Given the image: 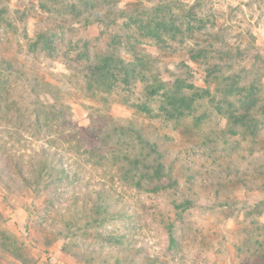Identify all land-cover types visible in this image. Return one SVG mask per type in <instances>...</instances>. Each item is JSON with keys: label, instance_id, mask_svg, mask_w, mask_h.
Masks as SVG:
<instances>
[{"label": "rangeland", "instance_id": "1", "mask_svg": "<svg viewBox=\"0 0 264 264\" xmlns=\"http://www.w3.org/2000/svg\"><path fill=\"white\" fill-rule=\"evenodd\" d=\"M110 4L109 8L126 10L125 18L117 20L120 25L127 18L143 22L148 18L145 12L152 11L157 18L167 15L176 26L183 25V32L189 30L161 51L146 38L134 36L131 42L136 49L123 45L119 59L128 62L142 54L154 55L161 72H189L194 86L205 89L203 64L214 62L213 48H229L234 61L220 70L240 77L238 91L258 90L256 109L264 103V0H113ZM71 5L78 8L76 0H0V56L16 54L27 65L26 74L13 73L0 84V244L10 250H0V264H264V113L244 128L231 126L219 113L222 101L213 87L209 92L190 91L175 107H166L160 98L143 97L146 115H135L125 104L116 103L117 91L105 103L101 95L89 96L60 61L26 45L35 30L56 25L63 27L57 39L60 47L87 38L91 54L105 52V38L97 35L110 22L68 28L61 20L53 22L56 12L46 11ZM65 18L72 22L70 16ZM114 32L107 34L116 36L117 42L124 38L122 29ZM35 76L53 84L57 101L42 93L32 96ZM49 103L68 106L75 134L61 151L65 160L60 167L74 173L80 186H87L85 194L72 193L63 182L59 185L63 195L37 198L11 181L18 178L10 155H29L47 144L50 134L44 123L50 116ZM114 119L142 122L161 140L165 159L173 164L175 188L145 191L146 185H137L139 178L142 181L140 168L132 170L128 180L121 153H136L138 147L129 133L119 131L117 137L106 139V123ZM117 140L119 157L110 154ZM100 187L109 192L105 199L111 212L128 215L107 218L101 225L87 222L85 217L94 212L87 194L93 198ZM68 220L78 222V228H68ZM27 222L52 239V245L35 243Z\"/></svg>", "mask_w": 264, "mask_h": 264}, {"label": "trees", "instance_id": "2", "mask_svg": "<svg viewBox=\"0 0 264 264\" xmlns=\"http://www.w3.org/2000/svg\"><path fill=\"white\" fill-rule=\"evenodd\" d=\"M76 1L78 2V8L71 5L46 11L47 13H50V11L52 13L56 12V18L53 22L58 23L61 20L60 24L68 28L71 27L70 24H76L78 27H87L94 23L100 26L102 23L108 24L110 22V25H106L97 35V38H105L103 40L106 46L105 52L96 51L91 54L89 50L92 48L89 46L90 40L87 38L77 41L71 40V42L68 41L67 46L64 48L60 47V42L57 39L60 36V31H63V27H57L56 25L47 26L43 30H35L33 38L26 45L32 51L39 49L40 52H44V56L48 59L60 61L69 75L77 77V83L81 84L80 88L90 94L89 96L96 97L101 95L102 100L100 101L105 103L108 97H112L113 91H117V94H115L118 96L116 103L125 104L135 115H146L149 111L145 108L146 102H141L143 97L146 100L160 98L165 101L166 107L170 104L175 107L178 101L187 98V94L190 91L202 92L206 89L209 92L210 88L213 87L215 94H218L222 101L221 107L223 110L219 113L231 122V126L244 128L254 121V117L258 113H264V103H260V107L256 109L257 102L254 96L257 95L258 90H254L253 93L252 87H245L243 90L240 89L238 91L240 77L232 73L225 74L220 70L221 67L234 61L231 49H212V60L214 62L212 64L209 62L203 64L205 71L203 82L206 88L198 89L194 86L192 74L189 72L172 74L169 70L161 72L157 69L154 64L156 60L154 55L142 54L139 58L135 57L128 62L119 59L117 56L123 45H126L131 51L136 49L135 44L133 43V45L131 42L134 36L144 37L159 51L164 50L173 44L172 41L177 35L180 33L181 35L187 34L189 30L186 28L187 31L183 32L185 31L183 25L176 26L167 15L157 18V13H150L152 11L145 12L148 18L143 22L134 23L130 21V18H127L128 22L125 25H120L117 20L125 18L127 15L126 10L117 7L109 8L110 2L113 0ZM136 11L140 10L137 9ZM66 16H70L72 22L68 21L65 18ZM47 19L52 20L48 17ZM109 28L113 32L116 28L122 29L125 32L124 38L117 42L116 36H111V33L107 34L111 32L108 30ZM26 69V62L18 59L16 54H12L9 58L0 56V84L8 76H12L13 73L26 74L24 72ZM164 75L168 78H165ZM31 79L30 93L34 98L35 95L37 97L39 93H42V95H46L53 101H57L58 92L53 84L45 81L42 76H35ZM168 79L171 81H168ZM136 93H138V97L135 98ZM103 96L106 98H103ZM2 98L0 96V99ZM45 101H47L46 98ZM103 106L109 108L110 105L104 104ZM46 108L48 109V115H50L45 119L44 123L45 129L49 130L50 134L47 144L29 155L21 154L16 156L15 153L10 155L12 169L19 180L14 178L11 181L19 188H21V185L25 186V189L37 198L43 195H47L50 198L63 195L64 192L59 186L63 182L69 185L72 193H77V195L85 194L89 191L86 190L87 186H80L74 173L70 174V172L60 167L65 160V156L62 155L61 151L64 150L66 145L68 147L75 134L68 106L64 103H49ZM171 110L173 112L168 117L169 120L172 119L174 114V109L172 108ZM141 123L135 119L109 120L106 123L109 126L104 130L106 139L117 137V133L121 131L126 134L129 133L131 135L130 139L137 144L138 151L136 153L130 151L121 153L126 163V176L129 181V173L140 168L142 171L141 180L144 184L141 183L142 181L140 182L139 178L137 181L138 187L146 185L144 187L145 191L151 193L175 188L177 179L173 174V164L166 161L160 144L161 140L154 137L147 126ZM35 124L37 125V121H35ZM113 147L114 150L110 151L111 156L115 154L119 157L120 150L118 148H120V143L118 140L113 144ZM92 195L93 198H91V194H87V200L91 203V208L94 210L92 216L85 217L87 222L92 220V223L101 225L107 218L120 219L122 215H128L127 212L121 214L114 211L111 212L105 199L109 196V192L106 189L101 187L95 189ZM27 224L26 229L35 243L44 247L52 245V239L47 236H41L34 228V224L31 223L30 225V222H27ZM66 226L76 229L78 228V222L68 220ZM107 237L111 242L116 241L113 236ZM169 237L171 240L173 239L171 234ZM0 250L10 253V250L4 244H0ZM131 250L133 249L130 248L129 251ZM73 256L75 259L79 257L77 254Z\"/></svg>", "mask_w": 264, "mask_h": 264}]
</instances>
